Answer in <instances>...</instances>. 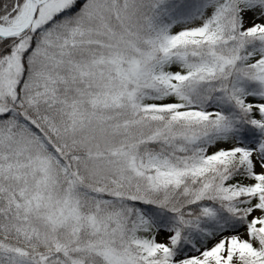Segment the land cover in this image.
Returning a JSON list of instances; mask_svg holds the SVG:
<instances>
[{
    "label": "snow or ice",
    "instance_id": "1",
    "mask_svg": "<svg viewBox=\"0 0 264 264\" xmlns=\"http://www.w3.org/2000/svg\"><path fill=\"white\" fill-rule=\"evenodd\" d=\"M0 264H264V0H0Z\"/></svg>",
    "mask_w": 264,
    "mask_h": 264
}]
</instances>
